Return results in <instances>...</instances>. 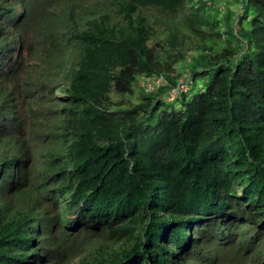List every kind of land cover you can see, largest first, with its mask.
<instances>
[{"label":"trees","instance_id":"1","mask_svg":"<svg viewBox=\"0 0 264 264\" xmlns=\"http://www.w3.org/2000/svg\"><path fill=\"white\" fill-rule=\"evenodd\" d=\"M231 1L0 0V264H264V0Z\"/></svg>","mask_w":264,"mask_h":264},{"label":"rangeland","instance_id":"2","mask_svg":"<svg viewBox=\"0 0 264 264\" xmlns=\"http://www.w3.org/2000/svg\"><path fill=\"white\" fill-rule=\"evenodd\" d=\"M233 1H231V0H220V5H221V8H223V9H227V8H231V7H233L232 5H233V3H232ZM194 54V52L192 51V50H190V51H188L187 52V54H186V58L183 60V61H181V62H179L178 64H176L174 67L178 70V71H182V74L181 75H184V74H186L187 72H188V69L187 68H189L190 67V65H189V63L191 62V60H192V55ZM142 77H140L139 78V83H140V87L146 92V90H145V88L142 86V84H141V81H142ZM204 81L205 80H202V79H200L199 80V86L201 85H203V83H204ZM164 85H166V83L164 82ZM199 86L197 87V88H199ZM196 88V89H197ZM155 89V88H154ZM154 89H151V90H148V92H151V91H153ZM173 88H170L169 90H167V91H165L164 92V94H163V96H165V97H167V95H169L170 97L172 96V93H174L173 95H174V97L173 98H175V96L177 95V94H179L178 92H180V91H175V92H173V90H172ZM187 91V90H186ZM124 99V98H123ZM125 100V99H124ZM132 101H136V99L135 98H132L131 99ZM78 259H79V256H78ZM77 259H73L72 261H69V264H73V263H75V261H76ZM227 264H231V263H227Z\"/></svg>","mask_w":264,"mask_h":264},{"label":"built area","instance_id":"3","mask_svg":"<svg viewBox=\"0 0 264 264\" xmlns=\"http://www.w3.org/2000/svg\"><path fill=\"white\" fill-rule=\"evenodd\" d=\"M142 86L145 88L146 91L151 90V89H156L159 86L164 84V79L163 77L160 76H156V77H151V78H143L142 79ZM188 89V87L186 86V84L180 79L178 81V85L176 88H173V92L175 91H181V92H186V90ZM174 93H172V96L170 97L169 95H167V97H169V99H172L174 97L173 95Z\"/></svg>","mask_w":264,"mask_h":264}]
</instances>
